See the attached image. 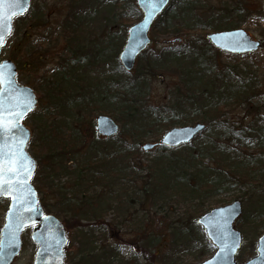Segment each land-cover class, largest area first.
Returning <instances> with one entry per match:
<instances>
[{"label": "trees", "instance_id": "1", "mask_svg": "<svg viewBox=\"0 0 264 264\" xmlns=\"http://www.w3.org/2000/svg\"><path fill=\"white\" fill-rule=\"evenodd\" d=\"M231 1H233L232 6L225 10V13H223L224 15L220 17L221 20L226 16L231 17L233 15L236 16V14L241 16L239 11H241V5H243L245 1ZM105 2L109 3L111 7L101 18L102 22H98L99 16L96 8L100 7V5L102 6ZM90 3L96 4L93 9ZM119 3L121 4L119 6L121 10L117 11V5H119ZM66 5L67 10L59 20V27L57 26L56 29L54 28L53 33L49 32V37L51 38L48 39L49 42H56L58 38L63 39L65 42L63 47L64 50L59 51L61 54L59 58L57 57L59 64L57 63L55 73L48 74L44 72L42 76L38 75L35 79H32L30 76V79L33 81L35 80L36 89L43 94V97H40L41 100L38 99V101H48L50 103V109H48V107L45 108V111L48 112V116L56 115L54 113L56 111L60 112V114H70V110L64 111L62 107L69 103L71 104L70 99L72 97L83 100V104L86 105L91 101L98 102L99 109H102L105 105L104 103H106L105 101H119L118 104L120 105L121 103V105L118 106V104H116V106H110L112 108L109 113H111L116 120L124 124H127V122L130 124L134 122L130 128L124 129L127 136L132 141L131 145H128L126 142V146H124L123 143L121 144V149L123 148L125 152H131L133 149H135L136 152H143L141 150V141L138 138L142 132H146V130L153 129L154 127L161 128L163 124L165 129L166 127L173 126L176 122L182 123L184 120H192L194 117H197V119L201 120L200 122L205 124L206 128L203 132L206 133V131H208L206 135L207 138L208 133L212 135L217 134L220 137L221 132H223L222 136L224 134L223 137L227 140L226 144L230 141L236 142L237 145L250 144V146L258 147V153L246 154L245 152H239L237 156L242 157L239 162H228L224 158V154L228 151V146L226 144L207 139L202 147L199 145H197L198 147H194V141H192L190 145L193 147V151L187 154L184 160H177L181 164V167L173 169V174L168 171L163 173L162 179L165 180V187H168L166 189H171L169 187L173 188V192H168L169 195L170 193L175 195L184 194L197 197L200 200V195L207 193V191L212 190L222 182V179L218 178V176L221 170L224 169L229 170L227 173L225 172V176L231 180L235 178L237 182H240V180L250 183L264 181V129L260 127L257 129V127H255L254 130L252 128L244 130L242 134L252 135L254 132L257 133L256 135L254 134V142L245 143L244 140H240L238 137L241 136V132L236 133L232 128L226 127L220 122L216 123V119L221 117V115L218 114L219 105L217 104L219 102H216V106L208 104L209 106L206 107L194 99L197 93H202L203 98L218 96V100L224 99L228 101L233 99L237 103L246 101L247 98L253 94L248 93L249 84L243 79L237 81L232 76L233 73L236 75L238 72L234 70L228 72V66H225L224 69L217 66L218 63L215 60L213 61V58L215 57L214 53H218V50L212 47L205 37L202 39L198 38L195 41L193 39L189 40L188 46L179 50L172 46L170 51L160 50L159 53L150 57L147 55L139 57V61L134 68L135 72L141 71L140 76H142V72L145 71L150 77L155 73L164 71L165 68L173 66L170 64L171 59H176L174 64L178 65L180 61L176 53H179L181 56L182 54H189L192 61L190 63L191 65L182 69L184 70L182 72V84L185 85L187 90V100L192 102L190 104L191 106L193 105V107L187 110V114L182 115L184 112L178 113L177 111L180 110V107L176 109L174 106L179 100L177 99L178 97H176L170 106V108L175 107V112H173L171 116L158 114L155 119L141 125V118H144V115L152 109L147 107V105L138 106L137 104H131L128 95L132 89L136 88L138 83L131 81L129 84V79L125 80L124 76H119L116 73L118 70L124 72L118 58V53L123 47L127 26L129 25L127 22L130 19H127V17L130 13L135 14L134 20L141 17L136 2H134V0H67ZM201 7L202 3H199L198 0H170L169 6L165 8L163 13L155 20L152 33H154L155 37L159 35L167 36L170 35V33L174 34L173 37H178L177 35H179L182 30L189 31L193 26L200 29L213 28L214 30L232 28L230 25H220L221 22H210L209 19H211V17L206 19L196 17V11L201 9ZM176 10L181 12L177 15L179 18L175 20ZM46 15H48L47 6L45 3H41L40 5L30 7L29 12L20 17H16L13 21V31L9 39L13 37L15 42L11 48L8 46L9 49L6 58L14 61L17 69V79L19 81L23 79L24 70L34 71V74H36V71L44 65L45 59L43 57H48L52 54V48H50L49 43H46L43 49H41V47H38V44H35L33 40L31 41L30 39L32 38L33 31H41L42 29L48 30L51 28ZM122 24L123 26L120 27ZM116 25L119 26L117 32L114 31ZM31 29L32 32H30ZM101 30H107L106 41H103V39L99 40V38H103L99 35L102 33ZM42 34L44 33H41V35ZM90 35L95 38H89ZM165 39L166 38L163 40ZM6 48L7 46L2 49L5 50ZM54 52L55 54L56 52L58 53V51ZM203 55H205V57L202 62L199 56ZM142 61H144V63H142ZM108 62H112L114 65L109 67ZM97 63H104L106 67H108V71H104L100 75H97V77L90 76L89 73L91 72L93 75L94 72L92 65ZM103 75L104 77H102ZM97 81L100 83L97 84ZM143 82L145 83L146 81ZM119 83L124 84L121 87L122 90L124 88L126 89V94L121 96L120 99H118V96L115 94V84ZM208 109H213L214 111H206ZM93 110L96 109L91 108V106H88L86 109H80L81 112L85 111L87 114L91 113ZM52 120L54 119L52 118ZM76 123V125H71V127L75 128L70 129L68 135L54 133V131L57 130L56 127L62 124L61 122H59L57 126H55L56 123L47 124L44 122H37L36 128L31 132L28 145H33L32 148H29V152L36 159L37 168L34 172L33 179L38 183L35 185L38 198H40L44 208L50 210L49 206H47L44 193L49 190L51 191L52 197L55 198L60 212H63L61 218L67 230L81 225V219L85 214L89 213L92 217H96L99 227H105L112 236H117L118 228L101 219V212L104 208L103 203L109 204L108 201L112 199L110 182L113 175L111 176L110 174L113 172L110 173L112 168L108 165L110 163H108L106 159L109 156L108 147L102 145L100 147L98 145L100 141L101 143L108 142L112 137L104 138L99 136L95 131V122L88 117H82L80 115ZM62 125L68 127L69 122L67 125ZM159 140L158 138L156 141ZM157 145L158 149L165 150L166 148L160 144ZM223 146L226 147L225 151L223 150ZM187 147V145L183 146V149ZM204 157H209L214 161L215 167L213 169L204 167V165H198L200 159ZM123 166L124 162L118 169H122ZM125 166L127 167V165ZM190 168L191 170L188 171ZM209 170H213V173L217 171L213 175V178L207 177ZM175 172L181 174L176 173L175 175ZM59 175L67 177L63 183L59 182L60 184L55 183L54 180ZM144 179L143 191L150 196L152 195L150 191L157 190L153 189L156 188L158 181L153 184L147 174L144 176ZM223 182L226 181L223 179ZM89 183L91 185L94 183L96 186H101V189H103L101 192L102 194L97 195L93 193L90 196L86 195L90 189ZM232 184H235V182L231 183L230 181V185L225 186L227 188ZM166 189H162V191L159 192L165 194L163 191ZM262 191H264V187ZM245 193L246 192H242L241 196H244ZM258 199L254 207L257 213L255 214L253 211L252 218L246 221V223L252 222L248 224L244 223L245 225H242L241 221L237 222L242 229L247 225L250 230H253V228H261L264 230V194ZM195 227L200 229L198 225H195ZM261 233L262 231L258 233V235L255 233L256 237H254L257 239ZM181 234H184L182 230L174 231V235L179 236ZM77 238L80 239V246L76 249L75 255L72 256L70 253L69 255L67 254L68 257L65 258L66 264H126L122 258L118 257V248L101 245L97 246L95 240H90L84 233ZM209 245L210 243L208 242V248H210ZM137 246L145 253L142 246L136 243L135 247ZM159 247L158 243L154 249H159ZM149 256L150 255L147 257ZM237 257L240 259L243 258L242 256Z\"/></svg>", "mask_w": 264, "mask_h": 264}, {"label": "rangeland", "instance_id": "2", "mask_svg": "<svg viewBox=\"0 0 264 264\" xmlns=\"http://www.w3.org/2000/svg\"><path fill=\"white\" fill-rule=\"evenodd\" d=\"M242 1L245 2L243 5H241V11H239L241 16L236 14V16H226L223 20H221L220 17L224 15L223 13H225V10L232 6L233 1L198 0L199 3H202V7L196 11L195 16L199 17L200 19L211 17V19H209L210 22H221L220 25H230L232 28L241 27L246 29L253 39L260 40L261 44L256 49V51L235 54L226 51H217L218 53H214L215 57L213 58V61H217V66L219 68L224 69L225 66H228V72L230 70L238 72L236 75L233 73L232 76L237 81L239 79H243L247 84H249L250 87L248 93L253 94L252 96H249L246 101H240L237 103L233 99L228 101H225L224 99L218 100V96L203 98L202 93H197V96L194 99L206 107L209 106L208 104L216 106V102H219L217 104L219 105L218 114L221 115V117L216 119V123L220 122L222 125L232 128L236 133L241 132V136H238L239 139L244 140L245 143H249L255 141V135L257 133L254 132L252 135L242 134L244 130H249V128L254 130L255 127H257V129L259 127L264 129V0ZM66 2L67 0H31L30 7L40 5L41 3L46 4L48 14L46 17L51 28L48 30L42 29L41 31L35 30L33 32L31 29L30 32H32V38L30 39L31 41L33 40L35 44H38V47H41V49H43V46L46 43H49L50 48H52V54L48 57H43L45 59L44 65L41 66L38 71H36V74H34V71L24 70L25 72L22 82L30 86L33 92L36 93L35 109H33L24 120V124H26L31 132L36 128L37 122H44L47 124L56 123L55 126H57L59 122L66 125L69 122L70 126L68 125L67 127L61 124L57 126V130L54 131L55 134L60 133L62 135H68L70 129L75 128L71 127V125L77 124L76 120L80 118V115L82 117H88L90 120L94 121L96 115L105 113L103 115L116 120L114 116L109 113L112 108L110 106H116V104H118L119 101L116 100L109 102L104 100L106 102L104 104L107 107L104 105L102 109H99L100 107L98 102L91 101L86 105L83 104V100L72 97L70 99L72 105L69 103L62 107L64 111L70 110V114H60V112L56 111L54 112L56 114L54 116H48V112L45 111L46 107L50 109V103L48 101H43L44 103L38 101V99L41 100L40 97H43V94L39 92L38 89H36L34 82L35 80L33 81L32 79H35L38 75L42 76L44 72L53 74L56 71L55 69L57 67V63L59 64L57 57L59 58V55L61 54L59 51L64 50L63 47L65 42L61 38H58V41L56 42H49L48 39H51L49 37V32L53 33V29H56L57 26L59 27V20L63 17L67 10ZM95 5L96 4H91L92 9ZM120 5V3L117 5V11L121 10L119 7ZM110 7L111 5L105 2L102 6L100 5V7L96 8L97 14L99 16L98 22H102L101 18L105 15ZM180 12L181 11L176 10L175 20L179 18L177 15ZM134 17L135 14L130 13L127 19H130L131 21L128 20L127 24L136 22L138 20H134ZM122 26L123 24L120 27ZM152 27L149 31L151 38L149 46L145 51L139 54V57H143L144 55L150 57L156 53H159L160 50L170 51L172 46L179 50L183 47H187L189 40L193 39L195 41L198 38L202 39L208 32L214 30L213 28L200 29L193 26L191 30H182L181 33L177 35L180 37L181 41L175 39L170 43H166L163 41V39L172 38L174 34L170 33V35L167 36L159 35L155 37L154 33H152ZM118 30L119 26L116 25L114 31L117 32ZM106 31L101 30L102 33L99 35L103 38H99V40L103 39V41H106ZM41 33L44 34L41 35ZM91 37L95 38L94 36L90 35L89 38ZM14 42L15 39L13 37L8 40L6 44L7 48L1 51L0 60L1 58H6L8 49L9 47H12ZM54 51H58V53L56 52L55 54ZM176 54L178 55V60L180 61L178 65L174 64L176 59H171L170 64L173 66L165 68L164 71L155 73L151 77L148 76L145 71L142 72V76H140L141 71L135 72L134 68L139 61V57L135 62V67L133 68L134 70L132 69L129 72L124 70L126 73L121 71L123 75L121 74L120 70L116 72L117 75L122 77L124 76L125 80L129 79V84L131 81L138 83L136 88L129 92L128 98L129 101H131V104H137L138 106L147 105V107L152 109L144 115V118H141V125L155 119L158 114L171 116L173 112H175V107L176 109L177 107H180V110L177 112H184L182 115L187 114V110H189L190 107H193V105L191 106L190 104L192 102L187 100V90L185 85L182 84V72L184 71L182 69L191 65V57H189V54H182V56L179 53ZM204 57L205 55L199 56V59L203 62ZM142 63H144V61H142ZM113 65L114 63L108 62L109 67ZM92 68L94 70L93 75L91 72L89 74L90 76L94 77H97V75H100L104 71H108V67H106L104 63L92 65ZM30 76L32 79H30ZM102 77H104V75ZM143 81L146 82L144 83ZM100 82L102 83L101 80ZM100 82L97 81V84ZM122 85L124 84H115V94L118 96V99L126 94V89L124 88L122 90L121 88ZM176 97L179 99L178 102L174 104L175 107L170 108L171 103L174 102ZM120 105L118 104V106ZM88 106L99 110H93L88 114L85 111H80V109H86ZM211 110L213 109H208L206 111ZM52 118L54 120H52ZM196 121L201 120L197 119V117H194L192 120H184L182 123L176 122L173 126L193 125ZM115 122L119 126V132L108 142L101 143L100 141L98 146L101 147L102 145L104 147H108L109 156L106 159L108 160V163H110L108 165L112 168L110 173L113 172L110 174L111 176L113 175V178L110 182L112 199L111 201H108L109 204L103 203L104 208L101 212V219L118 228L117 236H112V234L108 232L105 227H99L96 217H92V215L89 213L85 214V216L81 219V225L72 227L71 230H67L68 242L65 247L66 258L68 257L67 254L69 255V253L72 256L75 255L76 249L80 246V239L77 237L84 233L88 238H90V240H95V244L97 246L101 245L118 248V257L122 258L126 264H199L202 260L210 257L214 251V246L212 244L209 245L211 250L208 248L209 241L207 240L203 229L201 227L200 229L195 227V225H198V223H196V219L201 214L209 211L210 208L220 207V205L231 203L233 199H238L242 200V214L240 218H238L237 222L241 221L242 225L252 222L246 223L247 220L252 218L253 211L255 214L257 213V211L254 210V207L256 202L259 200L258 198L264 194V191H262L264 187V181L250 183L240 180V182H237V179L235 178H232L233 180L227 178L225 176V172L227 173L229 170L224 169L221 170V173H219L218 176V178L222 179V182H220V184L212 190L207 191V193L200 195V200L197 197H191L184 194L175 195L170 193L169 195L168 192H173V188L169 187L171 189H166L168 187H165V180L162 179L163 173L168 171L169 173L173 174V169L181 167V164L177 160H184L186 155L193 151V147L190 145L191 143L186 144L188 146L186 149H183V146L186 145H180L175 148L166 147L165 150H163L158 149L157 145L150 150H143V152H136L135 149L131 150V152H125L123 148L121 149V144L123 143V145L126 146V142L128 145H131L132 141L129 139L124 129L130 128L134 122H131V124L129 122L124 124L118 120ZM169 128L170 127H166L164 129L163 124L161 125V128L154 127L153 129L146 130V132H142L138 138L141 141L140 144L156 141ZM207 132L208 131H206V133L202 132L196 136V139L193 140L194 147L197 145L202 147L207 139L226 144L227 140L225 137H223L224 134L222 136L223 132H221L220 137L217 134L212 135L208 133V138L206 137ZM226 145L228 146V151L226 154H224V158L228 162H239L242 159L241 156H237L239 152H245L246 154L258 153V147L250 146V144H247L248 146L243 144L237 145L236 142L230 141ZM32 146L33 145L29 144L27 150L32 148ZM223 147V150L225 151L226 147ZM122 161L124 162V166L122 169H118V167L123 163ZM125 165H127V167ZM198 165L210 167L209 169H213L215 167L214 161L209 157L200 159ZM190 170L191 168L188 169V171ZM216 172L217 171L213 173V170H209L207 177L213 178V175ZM176 173L178 174L179 172H175V175ZM146 174L150 177V180L153 184L158 181L156 188L153 189L157 190L150 191L152 194L150 196H148L147 193L143 191V182L145 181L144 176H146ZM66 178V176L59 175L54 180L55 183H63ZM223 179L226 182H223ZM230 181L231 183L235 182V184H232L230 187L226 188L227 185H230ZM32 183L34 186L38 184L34 179L32 180ZM89 188L90 189L86 195L90 196L93 193L97 195L102 194L101 192L103 189H101V186L99 185L96 186L94 183H92V185L89 183ZM162 189H166L163 191L165 194L159 192L162 191ZM242 192H246L244 196H241ZM44 196L46 198L45 200L47 201V206L50 208V210L45 208V211L48 213H53L56 217L62 219L61 217L63 216V212H60L55 198L52 197L51 191L49 190L48 192L44 193ZM7 204L8 199L0 198V226L4 223L3 220L7 209ZM237 222L235 227L243 233V244L241 249L237 252V256H242L243 258L240 259L237 257V259L238 261H244V259L254 256L256 245L255 237L261 231L263 232V229L253 228V230H250L249 226L247 225L242 229L240 224ZM30 227L25 229L24 233L22 234L20 254L12 261V264H33L32 260L34 258L37 246L30 237ZM176 230H182L184 234L179 236L174 235V231ZM255 233L257 234L255 235ZM134 243L142 246L145 250V253L140 247H135ZM158 243L160 246L159 249H154ZM148 255L150 256L147 257Z\"/></svg>", "mask_w": 264, "mask_h": 264}, {"label": "water", "instance_id": "3", "mask_svg": "<svg viewBox=\"0 0 264 264\" xmlns=\"http://www.w3.org/2000/svg\"><path fill=\"white\" fill-rule=\"evenodd\" d=\"M141 9L142 17L127 29L124 46L119 52V60L126 71L131 70L138 54L149 45V29L158 14L168 5V0H136ZM30 0H0V34L3 36L0 49L12 31V20L29 9ZM264 7V4H263ZM208 42L220 51L245 53L256 51L257 39H252L245 29L234 28L223 31H212L206 36ZM175 39H171L173 41ZM179 40V39H178ZM16 67L13 61L1 59L0 104L7 122L0 128V145L5 152L9 149L30 164L26 186L17 184V199L8 194L0 197L10 199L4 224L0 227V264H10L19 254L21 234L31 227L30 237L37 248L33 264H64L65 246L68 242L63 222L53 213H45L37 191L31 180L36 168V160L27 152V141L30 137L28 127L22 120L35 107V93L25 84L16 81ZM96 130L107 137L118 132L117 123L108 116L99 114L96 117ZM205 129V124L195 122L193 125L174 126L164 132L160 143L169 148L185 145L195 139ZM153 143H144L142 149H150ZM242 204L238 199L231 203L210 208L201 214L196 223L202 226L206 237L215 246L212 256L199 264H264V234L257 239L255 254L242 262L235 257L242 244V234L234 228V220L242 213Z\"/></svg>", "mask_w": 264, "mask_h": 264}, {"label": "snow or ice", "instance_id": "4", "mask_svg": "<svg viewBox=\"0 0 264 264\" xmlns=\"http://www.w3.org/2000/svg\"><path fill=\"white\" fill-rule=\"evenodd\" d=\"M3 36L0 34V43ZM0 77V83H2ZM4 110L0 104V128H3L7 123L4 119ZM30 164H26L24 160L17 156L11 149L5 152L4 145H0V194H8L13 200L17 199L16 185L21 184L26 186V179L30 171Z\"/></svg>", "mask_w": 264, "mask_h": 264}]
</instances>
